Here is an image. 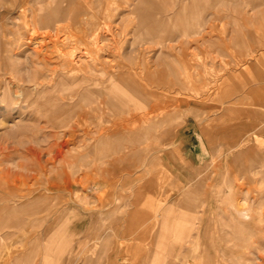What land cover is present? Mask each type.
<instances>
[{"label":"rangeland","instance_id":"rangeland-1","mask_svg":"<svg viewBox=\"0 0 264 264\" xmlns=\"http://www.w3.org/2000/svg\"><path fill=\"white\" fill-rule=\"evenodd\" d=\"M260 76L264 0H0V264H264Z\"/></svg>","mask_w":264,"mask_h":264},{"label":"bare ground","instance_id":"bare-ground-1","mask_svg":"<svg viewBox=\"0 0 264 264\" xmlns=\"http://www.w3.org/2000/svg\"><path fill=\"white\" fill-rule=\"evenodd\" d=\"M49 1H50V0H49ZM55 4H56V3H55ZM142 6H143V4H141V3L138 4V5L136 6V8H135L136 12H138L140 9H142ZM71 7H72V6H71ZM79 7H80V6H79ZM70 10H71V9H70ZM49 11H50V10H49ZM43 13H44V12H43ZM70 14L72 15V11H71V13H69V16H70ZM101 14H102V13H101ZM140 14H141V12H140ZM103 15H104V14H103ZM110 16H111V15H110ZM79 18H80V17H79ZM104 18H105V16H104ZM68 19H69V18H68ZM84 19H85V18H84ZM54 20H56V19H54ZM80 20H81V19H80ZM105 20H106V19H105ZM68 21L70 22V20H67V22H68ZM82 21H83V20H82ZM47 22H48V21H47ZM52 22H53V21H52ZM65 22H66V21H65ZM65 22H64V23H65ZM109 22H110V21H109ZM36 23H38V21H36ZM45 23H46V21H45ZM62 23H63V22H62ZM62 23H61V24H62ZM70 23H71V22H70ZM70 23H69V24H70ZM89 23H90V22H89ZM97 23H98V22H97ZM55 24H56V23H55ZM55 24H54V25H55ZM58 24H59V23H58ZM69 24H68V25H69ZM104 24H105V22H104ZM108 24H109V23H108ZM108 24H107V25H108ZM36 25H37V24H36ZM40 25H41V24H40ZM44 25H45V24H44ZM47 25H48V23L46 24V26H47ZM54 25H53V26H54ZM56 25H57V24H56ZM68 25H67V26H68ZM70 25H71V24H70ZM109 25H110V24H109ZM109 25H108V26H109ZM37 26H38V25H37ZM60 26H61V25H60ZM75 26H76V25H75ZM104 26H105V25H104ZM55 27H56V26H55ZM69 27H70V26H69ZM69 27H68V28H69ZM99 27H100V26H99ZM61 28H62V27H61ZM102 28H103V27H102ZM105 28H106V26H105ZM56 29L58 30V28H56ZM56 29L54 28V30H56ZM97 29H98V28H97ZM106 29H107V28H106ZM109 29H112V28H110V26H109ZM35 30H36V29H35ZM50 30H51V29H49V32H50ZM80 30H81V29H80ZM87 30H88V29H87ZM98 30H99V29H98ZM100 30H101V28H100ZM40 31H41V30H40ZM42 31H43V30H42ZM47 31H48V29H47ZM112 31H113V29H112ZM33 32H34V31H33ZM49 32H48V34H49ZM55 32H56V31H55ZM66 32H67V31H66ZM97 32H98V31H96V33H97ZM35 33H36V31H35ZM42 33H43V32H42ZM50 33H51V32H50ZM68 33H70V32H68ZM98 33H100V32H98ZM108 33L110 34V30H109ZM46 34H47V33H46ZM53 34H54V32H53ZM64 34H65V33H64ZM66 34H67V33H66ZM92 34H94V33H92ZM92 34H91V36H92ZM102 34H103V33H102ZM111 34H112V33H111ZM111 34H110V35H111ZM58 35H59V34H58ZM58 35H57V38H58ZM62 35H63V34H62ZM96 35H97V34H96ZM96 35H95V36H96ZM106 35H107V34H106ZM106 35H105V36H106ZM40 36H41V34H40ZM60 36H61V35H60ZM67 36H68V35H66V38H67ZM69 36H70V35H69ZM86 36H87V35H86ZM102 36H103V35H102ZM102 36H101V38H102ZM50 37H51V35H50ZM54 37H55V35H54ZM61 37H62V36H61ZM64 37H65V36H64ZM72 37H73V36H72ZM83 37H84V36H83ZM92 37H93V36H92ZM97 37H98V36H97ZM46 38H47V35H46ZM76 38H77V37H76ZM90 38H91V37H90ZM94 38H96V37H94ZM48 39H49V38H48ZM48 39H47V40H48ZM51 39H52V38H50V40H51ZM53 39H55V38H53ZM69 39H70V41H71V38H69ZM73 39H74V38H73ZM84 39H85V38H84ZM87 39H88V38H87ZM96 39H97V38H96ZM44 40H45V38H44ZM44 40H43V41H44ZM55 40H57V39H55ZM58 40H59V39H58ZM65 40H66V39H65ZM76 40H78V39H76ZM76 40H75V41H76ZM88 40H89V39H88ZM92 40H93V39H92ZM105 40H106V38H105ZM51 41H52V40H51ZM59 41H60V40H59ZM59 41H58V42H59ZM93 41H94V40H93ZM101 41H102V40H101ZM45 42H46V41H45ZM48 42L51 43L50 41H48ZM53 42H54V41H53ZM94 42H95V44H97V45H98V42L100 43L99 39L95 40ZM94 42H92V43H94ZM41 43L43 44V42H41ZM41 43H40V44H41ZM55 43H56V41H55ZM80 43H81V42H80ZM45 45H46V44H45ZM53 45H54V44H53ZM53 45H51V46H53ZM65 45H66V44H65ZM67 45H68V44H67ZM73 45H74V44H73ZM93 45H94V44H93ZM38 46H39V45H38ZM47 46H48V45H47ZM47 46H46V48H47ZM54 46H55V45H54ZM57 46H58V45H57ZM69 46H70V45H69ZM75 46H76V45H75ZM95 46H96V45H95ZM100 46H101V45H100ZM42 47H43V46H42ZM49 47H50V46H49ZM63 47H64V46H63ZM63 47H62V48H63ZM65 47H66V46H65ZM71 47H72V46H71ZM78 47H79V46H78ZM93 47H94V46H93ZM51 48H52V47H51ZM54 48H55V47H54ZM72 48H74V47H72ZM79 48H80V47H79ZM87 48H88V47H87ZM100 48H101L102 51H104V50L102 49L103 46L100 47ZM108 48H109V46H108ZM59 49H60V48H59ZM64 49H65V48H64ZM66 49H67V48H66ZM68 49H69V48H68ZM77 49H78V48H77ZM88 49H89V48H88ZM88 49H87V50H88ZM96 49H97V48H96ZM96 49H95V50H96ZM104 49H105V48H104ZM73 50H74V49H73ZM80 50H81V48H80ZM92 50H93V48H92ZM43 51H44V50H43ZM52 51H53V50H52ZM56 51H57V50H56ZM64 51H65V54H66V52L68 53V51H66V50H64ZM75 51H76V50H75ZM89 51H91V50H89ZM93 51H94V50H93ZM97 51H99V50L97 49V50L95 51V54L98 53ZM40 52H42V51H40ZM44 52H45V51H44ZM46 52H49V50H47ZM81 52H82V54H83V50H81ZM81 52H80V53H81ZM96 52H97V53H96ZM52 53H53V52H52ZM57 53H58V52H57ZM86 53H87V52H86ZM89 53H90V52H89ZM89 53H88V54H89ZM47 54H51V53H47ZM70 54H71V53H70ZM38 55H39V54H38ZM40 55H41V54H40ZM43 55H44V53H43ZM52 55H53V54H52ZM61 55H62V54H61ZM68 55H69V54H68ZM89 55H91V54H89ZM100 55H102V54H100ZM46 56H47V55H46ZM58 56H59V53H58ZM72 56L75 57V54L72 53L71 56L69 55V58L72 57ZM82 56H85V55H82ZM82 56H81V57H82ZM87 56H88V55H87ZM87 56H86V57H87ZM92 56H93V55H92ZM97 56H98V55H97ZM44 57H45V56H43V58H44ZM54 57H55V56H54ZM86 57H85V58H86ZM51 58H52V57H51ZM56 58H57V57H56ZM56 58H55V59H56ZM62 58H63V57H62ZM62 58H61V59H62ZM92 58H93V57H92ZM104 58H105V57H104ZM39 59H41V56H40ZM44 59H45L46 61L48 60V58H46V57H45ZM49 59H50V58H49ZM76 59H77V58H76ZM98 59H100V58L97 57L96 60H98ZM101 59H103V57H102ZM101 59H100V60H101ZM106 59H107V58H106ZM53 60H54V59H53ZM58 60H59V59H57V61H58ZM66 60H68V59H66ZM73 60H74V59H73ZM100 60H99V61H100ZM104 60H105V59H104ZM42 61H43V60H42ZM42 61H41V62H42ZM46 61H45L44 63H46ZM48 61H49V60H48ZM57 61H55V64H56V63L58 64ZM69 61H71V60H69ZM76 61H77V60H76ZM76 61H75V62H76ZM86 61H88V58H87ZM86 61H85V62H86ZM109 61H110V59L108 58V59L105 60V61L102 60V62L100 63V64H101V68H102L101 70H102V71L104 72V74H105V75H104L105 77H102V78L106 79L107 83H111L113 86H119V87H123V86H124V89L128 92V90H130L129 88H131V87H129V86H131V84H132V83L130 84L129 72L127 73V72H126V71H127L126 68L123 67V66H122V68H120L121 65H117V66L111 65V63H110ZM31 62H32V60H31ZM31 62H30V63H31ZM77 62H79V61H77ZM77 62H76V63H77ZM46 64H47V63H46ZM46 64H45V65H46ZM78 64H79V63H78ZM95 64H96V63H95ZM139 64H140V63H139ZM39 65H40V64H39ZM124 65H125V64H124ZM128 65L136 66V67L138 66V64H136V63H134V62H130ZM83 66H86V64H83ZM41 67H42V66H41ZM48 67L50 68V67H52V66L48 65ZM53 67H54V66H53ZM56 67H57V65H56ZM56 67H54V68L56 69ZM71 67H72V66H71ZM94 67H95V68H94ZM97 67H98L97 65L93 66V69H95V70H94L95 73H96ZM138 67H139V66H138ZM42 68H43V67H42ZM51 69H52V68H51ZM87 69H88V68H87ZM134 69H135V68H134ZM59 70H60V68H59ZM69 70H70V69H69ZM88 70H89V69H88ZM114 70H115V71H114ZM37 71H38V70H37ZM37 71H36V72H37ZM56 71H57V70H56ZM72 71H73V72L76 71L75 66L72 67L71 72H72ZM143 71H144V70H143ZM13 72H14V71H13ZM103 72H102V73H103ZM111 72L116 73V74L112 75V78H110V73H111ZM16 73H17V72H16ZM48 73H49V72H48ZM88 73H89V72H88ZM91 73H92V71H91ZM12 74H13V73H11L10 75H12ZM52 74H53V73H52ZM52 74H51V75H52ZM55 74H56V73H55ZM64 74H65V73H64ZM71 74H72V73H71ZM75 74L77 75V73H75ZM32 75H33V74H32ZM32 75H30V78H31ZM91 75H92V74H91ZM14 76H15V75H14ZM14 76H13V77H14ZM82 76H83V74H82ZM10 77H11V76H10ZM15 77H17V76H15ZM27 77H28V76H27ZM32 77H33V76H32ZM49 77H50V76H49ZM57 77H58V76H57ZM78 77H79V76H78ZM78 77H76V78H72V76H71V80H70L71 85H76L77 83H79L80 80L77 81V78H78ZM106 77H107V78H106ZM11 78H12V77H11ZM18 78H19V77H18ZM35 78H36V77H35ZM50 78H51V77H50ZM127 78H128V79H127ZM48 79H49V78H48ZM141 79H142V78H141ZM17 80H18V79H17ZM19 80H20V79H19ZM19 80H18V81H19ZM21 80H22V78H21ZM26 80H27V79H26ZM30 80H31V82H33V81H32V78H31ZM35 80H36V79H35ZM94 80H95V79H94ZM10 81H11V80H10ZM15 81H16V78H15ZM18 81L16 82L17 84H18ZM22 81H23V80H22ZM40 81H41V80H40ZM136 81H137V80H136ZM6 82H7V81H6ZM34 82H35V81H34ZM41 82H42V81H41ZM91 82H92V80H91ZM35 83H36V82H35ZM42 83H43V82H42ZM7 84H8V83H7ZM14 84H15V83H14ZM19 84H20V82H19ZM19 84H18L17 86H19ZM36 84H38V83H36ZM46 84H47V83H46ZM46 84H45V85H46ZM48 84H49V81H48ZM48 84H47V85H48ZM86 84H87V83H86ZM90 84H91V83H90ZM96 84L98 85V83H96ZM99 84H101V83L99 82ZM21 85H22V84H21ZM21 85H20V86H21ZM109 85H110V84H108V86H109ZM133 85H134V84H133ZM8 86H9V84H8ZM20 86H19V88H20ZM40 86H41V85H40ZM80 86H81V85H80ZM83 86H84V85H83ZM87 86H88V85H87ZM125 86H126V87H125ZM15 87H16V86H15ZM46 87H47V86H46ZM90 87H91V86H90ZM104 87H106V86H104ZM133 87H134V86H133ZM3 88H4V87H3ZM3 88H1V89H3ZM6 88H7V87H6ZM12 88H13V86H12ZM36 88H37V87L35 86V90H36ZM81 88H82V87H81ZM100 88H101V87H99L98 89H100ZM112 88H113V87H112ZM114 88H115V87H114ZM37 89H38V88H37ZM43 89H44V88H43ZM75 89H77V88H75ZM79 89H80V88H79ZM3 90H4V89H3ZM15 90H16V88H15ZM20 90H21V88H20ZM77 90H78V89H77ZM81 90H82V89H81ZM81 90H80V91H81ZM102 90H103V89H102ZM78 91H79V90H78ZM78 91H76V92H78ZM108 91H109V90H108ZM55 92H56V91H55ZM93 92H94V88H93V87L90 88V89H88V90L84 93V97H83V98H85V99H87V100L90 99L89 96H90V94L93 93ZM139 92H140V91H139ZM1 93H2V92H1ZM3 93H4V91H3ZM10 93H11V91H10ZM37 93H38V92H37ZM39 93H40V92H39ZM39 93H38V94H39ZM96 93H97V91H96ZM103 93L105 94V92H103ZM128 93H129V92H128ZM11 94H12V93H11ZM64 94H66V96H68L67 93L64 92ZM73 94H74V93H73ZM134 94H135V93H134ZM24 95H25V94H24ZM71 95H72V93H71ZM75 95H76V94H75ZM75 95H72V96L75 97ZM101 95H102V94H101ZM131 95H132V94H131ZM9 96H10V95H9ZM11 96H12V95H11ZM37 96H38V95H37ZM59 96H60V95H59ZM98 96H100L99 93H98ZM15 97H16V96H15ZM15 97H14V98H15ZM18 97H19V96H18ZM20 97H21V96H20ZM24 97H25V96H24ZM35 97H36V96H35ZM100 97H101V96H100ZM106 97H108V94H107ZM109 97H110V96H109ZM115 97H116V96H115ZM134 97H135V96H134ZM26 99H27V100L29 99V96H28V95H26ZM47 99H48V98H47ZM53 99H54V98H53ZM53 99H52V100H53ZM111 99L113 100L114 98H111ZM118 99H119V98H118ZM137 99H138V98H137ZM36 100H37V99H36ZM45 100H46V99H45ZM55 100H56V99H55ZM77 100L79 101V99H77ZM90 100H91V99H90ZM120 100L122 101V99H119V101H120ZM17 101H18V100H17ZM25 101H26V100H25ZM69 101H70V99L67 100V102H69ZM74 101H75V100H74ZM82 101H83V100H82ZM99 101H100V100H99ZM104 101H106V99H105ZM72 102H73V101H72ZM100 103H101V101H100ZM100 103H99V104H100ZM108 103H109V101H108ZM111 103H112V102H111ZM111 103H109V104H111ZM121 103H123V102H121ZM139 103H140V101H139ZM57 104H58V103H57ZM59 104H60V102H59ZM81 104H82V103H81ZM81 104H80V106H82ZM91 104H92V103H91ZM94 104H95V103H94ZM96 104H97V103H96ZM106 104H107V103H106ZM115 104H116V102H115ZM132 104H133V102H132ZM117 105H118V104H117ZM136 105H137V104H136ZM55 106H56V105H55ZM58 106H59V105H58ZM90 106H91V105H90ZM96 106H97V105H96ZM112 106H114V105H111V106H109V107L111 108ZM62 107L64 108L63 105H62ZM126 107H128V106H126ZM44 108H45V107H44ZM56 108H57V107H56ZM90 108H91V107H90ZM97 108H98V110H100V111H104V112L106 111V108L104 107L103 104L98 105ZM112 108H113V107H112ZM115 108H116V107H115ZM128 108H129V107H128ZM59 109H60V108H59ZM74 109H75V107H74ZM81 109H82V107H81ZM84 109H85V108H83V110H84ZM113 109H114V108H113ZM119 109H120V106H119ZM132 109H134V108H132ZM135 109H136V108H135ZM110 110H111V109H110ZM115 110H116V109H114V112H116ZM117 110H118V109H117ZM137 110H138V109H137ZM52 111H53V110H52ZM81 111H82V110H81ZM81 111H79L80 113H82L81 116H87V117H88V113H87V112H89V113L91 112V111L88 110V109L86 110L87 112H85V113H83V111H82V112H81ZM155 111H156V110H155ZM54 112H55V111H54ZM69 112H70V111H69ZM71 112H72V111H71ZM123 112H126V110L123 111ZM142 112H143V110H142ZM51 113H52V112H51ZM51 113H49V114H51ZM95 113H98V114H99V112H95ZM95 113H94V115H95ZM52 114H53V113H52ZM98 114H97V116H98ZM106 114H108V113H106ZM169 114H170V113H169ZM99 115H100V114H99ZM103 116H104V115H103ZM103 116H102V117H103ZM115 116H116V115H115ZM137 116H138V115H137ZM169 116H170V115H169ZM87 117H86V118H87ZM100 117H101V116H100ZM102 117H101V118H102ZM123 117L125 118V116H123ZM135 117H136V116H135ZM135 117H134V118H135ZM146 117H147V116H146ZM156 117H157V116H156ZM55 118H56V117H55ZM129 118H130V117H129ZM138 118H139V117H138ZM140 118H141V116H140ZM150 118H151V117H150ZM89 119H90V118H89ZM98 119H99V118H98ZM107 119H108V117H107ZM109 119H110V118H109ZM111 119L114 120V118H111ZM145 119H146V118H145ZM153 119H154V118H153ZM78 120H79V119H78ZM85 120H86V119H85ZM91 120H92V119H91ZM115 120H116V119H115ZM130 120H131V119H130ZM161 120H162V119H161ZM79 121H80V120H79ZM86 121H87V120H86ZM93 121H95V120H93ZM96 121H97V120H96ZM80 122H81V121H80ZM100 122H101V121H100ZM109 122H112V121L109 120ZM115 122H116V121H115ZM140 122H141V120H140ZM160 122H161V121H160ZM91 123H92V121H91ZM96 123H97V122H96ZM102 123H103V122H102ZM118 123H119V122H118ZM127 123H129V122H127ZM131 123H132V122H131ZM163 123H164V122H163ZM87 124H88V123H87ZM106 124H108V123L105 122V125H106ZM97 125H98L97 129H101L102 127H104L102 124H97ZM141 125H142V122H141ZM150 125H152L151 122H150ZM92 126H93V125H92ZM127 126H129V125H127ZM69 127H70V126H69ZM72 127H73V126H72ZM72 127H71V128H72ZM78 127H79V126H78ZM80 127H82V128H88L89 125L80 126ZM93 127H94V126H93ZM129 127H130V126H129ZM138 127H139V126H138ZM154 127L159 128L160 126H159L158 124H155ZM73 128H75V127H73ZM73 128H72V129H73ZM82 128H81V129H82ZM91 128H92V127H91ZM107 128H108V126H107ZM120 128H121L120 126H114V127H112V130H114V131H118V130H119V131H120ZM123 128H125L126 130H125V129H124V130L127 132V128H128V127H123ZM135 128H136V127H135ZM94 129H96V128H94ZM97 129H96V130H97ZM104 129H105V128H104ZM104 129H103V131H104ZM108 129H109V128H108ZM128 129H129V128H128ZM162 129H163V127H162ZM79 130H80V129H79ZM121 130H122V129H121ZM130 130H131V129H130ZM130 130H129V131H130ZM140 130H142V129H140ZM148 130H149V128H148ZM150 130H151V129H150ZM159 130H160V129H159ZM80 131H81V130H80ZM92 131H93V130H92ZM106 131H107V130H106ZM114 131H113V133H114ZM131 131H132V130H131ZM131 131H130V132H131ZM135 131H137V133H138V130H137V129H135ZM95 132H96V131H95ZM107 132H108V131H107ZM133 132H134V131H133ZM140 132H141V131H140ZM156 132H157V131H156ZM75 133H76V132H75ZM109 133H110V132H109ZM115 135H116V134H115ZM110 137H111V136H110ZM141 137H142V136H141ZM106 138H107V137H106ZM104 139H105V138H104ZM100 141H102V139H100ZM111 141H112V140H111ZM111 141H110V142L107 141V142H108V143H111ZM135 143H136V142H135ZM146 204H147V203H146ZM237 209H238V208H237ZM242 209H243V208H242ZM237 211H238V210H237ZM236 213H237V212H236ZM239 213L244 217V220H243V221H245V220H246V221H247V220H251V217H250L249 211H240ZM240 214H239V215H240ZM232 215H233V214H232ZM194 216H195V215H194ZM238 218H239V217H238ZM194 219H195V218H194ZM166 221H168V219H166ZM166 221L162 222L161 229H162V230H165V231H167V230H170V231H171V230H172V228H171L172 225L170 224L169 221H168V222H166ZM193 223H194V222H193ZM245 223H246V222H245ZM248 223H249V222H248ZM188 224H189V223H188ZM186 226H187V225H186ZM175 229H176V231H177V232H176L177 235L180 236V237H178L179 239H180L181 237H185V235H186V230L188 231L187 227H184V225H182V224H181V225H178L177 228H175ZM175 229H174V230H175ZM249 232H250V229H249ZM181 239H182V238H181ZM174 245L177 246L178 244H177V243L173 244V247H174ZM132 251H133V250H132ZM136 253H138V251H137ZM133 254H134V253H133ZM135 256H136V255H135ZM135 256H134V257H135ZM141 257H142V256H141ZM140 262H141V261H140ZM136 264H137V263H136ZM173 264H174V263H173Z\"/></svg>","mask_w":264,"mask_h":264},{"label":"crops","instance_id":"crops-1","mask_svg":"<svg viewBox=\"0 0 264 264\" xmlns=\"http://www.w3.org/2000/svg\"><path fill=\"white\" fill-rule=\"evenodd\" d=\"M250 93L253 96L250 111L259 113L255 117H264V79L262 76H260L258 84L253 86V90L251 89Z\"/></svg>","mask_w":264,"mask_h":264}]
</instances>
